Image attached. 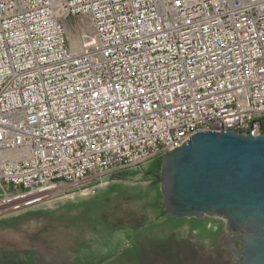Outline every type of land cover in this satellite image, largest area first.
Masks as SVG:
<instances>
[{"label": "built area", "instance_id": "2783aa9c", "mask_svg": "<svg viewBox=\"0 0 264 264\" xmlns=\"http://www.w3.org/2000/svg\"><path fill=\"white\" fill-rule=\"evenodd\" d=\"M203 132L264 135V0H0V215Z\"/></svg>", "mask_w": 264, "mask_h": 264}, {"label": "rangeland", "instance_id": "374dc122", "mask_svg": "<svg viewBox=\"0 0 264 264\" xmlns=\"http://www.w3.org/2000/svg\"><path fill=\"white\" fill-rule=\"evenodd\" d=\"M67 31L77 48L84 35L93 34L81 17L70 19ZM163 159L129 169L85 194L91 186L63 185L30 210L1 208L0 264H235L227 249L226 220L166 214ZM211 250L218 254H207Z\"/></svg>", "mask_w": 264, "mask_h": 264}, {"label": "water", "instance_id": "95a60500", "mask_svg": "<svg viewBox=\"0 0 264 264\" xmlns=\"http://www.w3.org/2000/svg\"><path fill=\"white\" fill-rule=\"evenodd\" d=\"M161 192L172 218L215 216L237 229L235 264H264V135L196 134L162 160Z\"/></svg>", "mask_w": 264, "mask_h": 264}, {"label": "bare ground", "instance_id": "6f19581e", "mask_svg": "<svg viewBox=\"0 0 264 264\" xmlns=\"http://www.w3.org/2000/svg\"><path fill=\"white\" fill-rule=\"evenodd\" d=\"M72 47H73V50L74 51H80L81 50V47H82V44H81V46L79 47V48H77V47H74V45H72ZM88 191H86V192H83V194H85V193H87ZM76 196V194L75 195H70V196H67L66 198H74ZM64 198H62V199H59V200H55V202H57V201H60V200H63ZM46 202V201H45ZM35 203L36 202H32V203H30V205L29 206H27V207H25V208H27V210H30L31 209V206H34L35 205ZM30 207V208H29ZM23 208V207H22ZM25 208H23V209H25ZM29 208V209H28ZM33 209H34V207H32ZM25 211H26V209H25ZM24 212V211H23ZM215 217V216H214ZM215 218H218V217H215ZM120 219V218H119ZM220 219H224V218H220ZM224 220H226V219H224ZM227 221V220H226ZM228 222V221H227ZM227 230L229 231V241H228V244H227V249L229 250V251H231V247H232V244H233V240L235 239V238H237L238 236H239V234H238V231H236V230H232L231 228H230V226H229V223H228V228H227ZM232 252V251H231Z\"/></svg>", "mask_w": 264, "mask_h": 264}, {"label": "flooded vegetation", "instance_id": "af4514ba", "mask_svg": "<svg viewBox=\"0 0 264 264\" xmlns=\"http://www.w3.org/2000/svg\"><path fill=\"white\" fill-rule=\"evenodd\" d=\"M236 231H238V230H236ZM236 239V238H235ZM234 239V240H235ZM234 240H233V242H234ZM229 241V240H228ZM228 244V243H227ZM209 253H211V254H214V255H216V254H218V252L216 251V250H211V251H209L207 254H209ZM222 264V263H221Z\"/></svg>", "mask_w": 264, "mask_h": 264}]
</instances>
